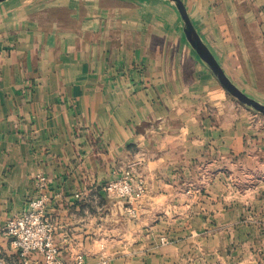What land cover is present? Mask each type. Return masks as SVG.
Returning a JSON list of instances; mask_svg holds the SVG:
<instances>
[{"label": "crops", "instance_id": "obj_1", "mask_svg": "<svg viewBox=\"0 0 264 264\" xmlns=\"http://www.w3.org/2000/svg\"><path fill=\"white\" fill-rule=\"evenodd\" d=\"M182 1L227 75L264 103V0ZM211 79L168 0L0 3V252L8 262L42 264L2 230L43 193L65 260L193 264L186 257L202 251L196 264H226L221 246H195L193 236L227 226L221 164L249 159L264 171V128L255 123L264 118H229L226 99L210 98ZM128 169L147 183L136 219L105 190ZM251 186L249 201L264 203V179ZM252 217V259L239 264H264V212ZM163 234L176 241L161 245Z\"/></svg>", "mask_w": 264, "mask_h": 264}, {"label": "rangeland", "instance_id": "obj_2", "mask_svg": "<svg viewBox=\"0 0 264 264\" xmlns=\"http://www.w3.org/2000/svg\"><path fill=\"white\" fill-rule=\"evenodd\" d=\"M203 64L205 63L203 62ZM210 73L212 75L210 98L211 100H218L222 97L226 99L225 102L226 113L229 118H233L236 115L241 116L244 114H248L247 116L254 114L256 116L264 118V115L262 113L239 102L223 87V85L219 82V80L211 70ZM222 93L224 94V96L220 97ZM230 103H234L235 107ZM239 106L240 109L238 110ZM244 117L246 116L244 115ZM255 123L256 126L264 128V121L263 123L262 122L260 123V121L258 122L255 121ZM217 166L218 164L212 165L210 169H208L207 171L202 173L200 172L202 179L213 178ZM220 166H221V172H222V168H224L223 174L221 173V176L223 177L221 178H224L225 190H226L224 193L226 194L228 201V203L226 204L227 207L225 209L228 215L227 223H226L227 226L223 227L221 225L220 227L223 229L224 233L218 234L216 236H208L205 234L194 235L193 244L195 246L201 244L202 246L203 242L209 240L210 246H214V245L221 246L222 250H224V253L226 254L225 257L227 258L226 264H239V262L244 259L246 260V262L250 263L252 258H250L251 235L249 233V230H251V226H252L251 222L255 221L252 217V212H258V211L264 212V203L257 204L249 201V195H252V193H254L253 190L256 189V186L254 187L251 186V180L254 179V182H257L259 180L264 179V171L259 170L257 164L252 163V161L249 159H243V162H236V163L227 161L225 166L224 164H221ZM133 174L138 178H144L143 176H138L137 174H135V172H133ZM213 188L216 190L218 189L217 187H213ZM193 189L194 191L197 190L202 191V188L199 187H194ZM240 194L243 195V196H239V199L242 200V202L239 203L229 202L234 198H238L235 197V195H240ZM246 195L248 197L247 200H245ZM118 199L126 201L127 212L130 206L132 207L135 206L138 212L139 208H137L136 203L129 202L128 200L122 198H118ZM136 217L132 216L133 219H136ZM261 222L264 223V220H262ZM261 226L264 227V224H261ZM216 227L218 230L219 226L217 225ZM235 229H241V231H239L238 234L239 237L236 234H234ZM237 237L239 239V243H242L244 246V248H240L239 250L236 249V245L234 246ZM175 239L176 236H169L163 234L159 240H160V244L165 246L171 243L172 241H176ZM206 256L207 254H202V251H200L198 254H196L195 252V255L193 256L188 255V257H186V260H188V262H192L193 264H196L195 262L197 260H202L206 258Z\"/></svg>", "mask_w": 264, "mask_h": 264}, {"label": "built area", "instance_id": "obj_3", "mask_svg": "<svg viewBox=\"0 0 264 264\" xmlns=\"http://www.w3.org/2000/svg\"><path fill=\"white\" fill-rule=\"evenodd\" d=\"M46 178L41 177L38 183L44 189ZM106 192L114 197L128 200L132 203L141 201L147 193V183L144 178H138L132 170H127L123 176L108 182ZM47 197L43 193L32 200L29 209L23 214L10 219L2 232L12 239L13 246L20 251L22 257L29 252H38L43 256L42 264H86L82 254L72 260L60 257V251L55 243V225L46 214ZM128 212L131 216L138 215L136 207L130 206ZM107 258H102L96 264H108ZM0 264H10L0 252Z\"/></svg>", "mask_w": 264, "mask_h": 264}, {"label": "water", "instance_id": "obj_4", "mask_svg": "<svg viewBox=\"0 0 264 264\" xmlns=\"http://www.w3.org/2000/svg\"><path fill=\"white\" fill-rule=\"evenodd\" d=\"M7 0H0V3ZM175 4L182 20L184 23V33L186 38L190 44V46L195 50L198 54L199 58L208 66V68L213 72V74L217 77L219 82L223 85V87L239 102L242 104L255 109L256 111L262 113L264 115V103L259 100L249 96L244 91H242L227 75L211 49L208 45L202 40L198 31L196 30L189 13L186 9L185 4L182 0H168Z\"/></svg>", "mask_w": 264, "mask_h": 264}]
</instances>
